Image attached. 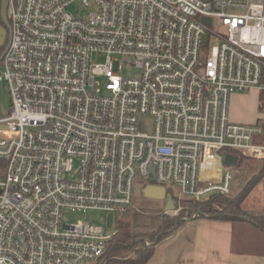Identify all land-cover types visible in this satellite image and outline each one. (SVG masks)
I'll use <instances>...</instances> for the list:
<instances>
[{"label":"built area","instance_id":"obj_1","mask_svg":"<svg viewBox=\"0 0 264 264\" xmlns=\"http://www.w3.org/2000/svg\"><path fill=\"white\" fill-rule=\"evenodd\" d=\"M7 12L0 264H96L113 235L65 212L121 216L153 176L187 198L228 196L244 184L240 153L264 159L263 127L229 113L232 95L264 92V0H8Z\"/></svg>","mask_w":264,"mask_h":264},{"label":"trees","instance_id":"obj_2","mask_svg":"<svg viewBox=\"0 0 264 264\" xmlns=\"http://www.w3.org/2000/svg\"><path fill=\"white\" fill-rule=\"evenodd\" d=\"M1 24H3V20L0 2ZM260 102L259 109L261 111L264 109V92L260 95ZM255 124L261 125L263 132L261 135L255 136L254 142L264 145V117L258 118ZM249 160L251 159L247 155L240 153L238 167L244 169L248 174V182L243 193L250 191L264 175V161H261L258 172H256L257 169H254V166L245 167L244 163ZM6 166L7 162L0 159V178L4 176ZM166 190L167 196L168 192L178 196V188L167 185ZM241 197L242 195L231 198L222 193L211 194L201 199L184 197L171 211L164 206H153L152 199L142 193V196L134 198L133 206L119 216L117 232L108 241L105 256L96 264H145L153 256L156 247L166 238L172 236L177 228L188 220L210 218L231 222L247 221L257 224L264 230V221L258 220L257 213L244 212L241 209Z\"/></svg>","mask_w":264,"mask_h":264},{"label":"crops","instance_id":"obj_3","mask_svg":"<svg viewBox=\"0 0 264 264\" xmlns=\"http://www.w3.org/2000/svg\"><path fill=\"white\" fill-rule=\"evenodd\" d=\"M255 91L249 93L248 99H255ZM243 96L246 95H232L235 101ZM250 110L252 115L246 121L254 125L262 116ZM230 116L232 122L246 123L245 117L234 110ZM145 264H264V230L247 221L188 220L156 247Z\"/></svg>","mask_w":264,"mask_h":264},{"label":"rangeland","instance_id":"obj_4","mask_svg":"<svg viewBox=\"0 0 264 264\" xmlns=\"http://www.w3.org/2000/svg\"><path fill=\"white\" fill-rule=\"evenodd\" d=\"M251 91L247 93L246 92L237 93V94L246 95L243 96L245 98H240V100L238 101H235V99L233 100V97H231L230 99V114L234 110V112H236L237 114L244 116L245 120L243 122H246L245 124L247 125L250 124L247 123L246 119H248L252 115L250 109H252L253 113L257 112V114H259L258 116L264 117V109L261 111L259 109L260 107V103H258V100L260 101L259 93L255 91L256 92L255 99L253 98V100L252 99L250 100L248 98H249V93ZM10 109H11V96H10L9 86L7 81L3 78V70H2V65L0 63V117L8 116ZM261 161H264V159L263 160L251 159L249 161H246L244 164L246 168L248 167V165L254 166V169H257L256 172H258V168L260 166ZM238 169L240 170L239 172L243 173L242 176L244 177V184L237 186V181L242 183V181L238 178L236 180L235 187H233L231 193L228 196L234 198L242 195L241 197L242 200L240 201L241 209L244 210V212L257 213L258 216L256 215V217L258 218V220L264 221V216L262 218V215H264V175L257 181V183H255V185L250 189V191H248L247 193H243L245 185L248 182V174L247 172L244 171V169L240 167H238ZM143 186L144 185L142 181H139L137 183L135 189L136 198L142 196ZM182 198L184 197L180 195V193H178V196H176L175 194L173 195L172 193L168 192V196L166 199H162V200L152 199L151 203L153 204V206H164L166 209L172 211L178 205L179 200H181ZM259 216H261L260 217L261 219L259 218ZM118 218L119 216H117L113 212L92 210V209L86 211L64 213V220L66 222L76 223L78 221H88L91 224L102 226L105 229L107 235H114L117 232Z\"/></svg>","mask_w":264,"mask_h":264},{"label":"water","instance_id":"obj_5","mask_svg":"<svg viewBox=\"0 0 264 264\" xmlns=\"http://www.w3.org/2000/svg\"><path fill=\"white\" fill-rule=\"evenodd\" d=\"M7 10H8V0H2L1 16L3 20V24L0 25V63L5 55V51L7 50L11 39V25L9 22ZM204 20L210 22V19L208 18H205ZM6 129H7L6 126L0 125V130H6ZM225 163L228 165H234L237 163V161L235 159H226ZM155 180L156 178L153 176L150 179V184L144 187L143 189L144 195L150 199H161V200L166 199L167 198L166 187L153 184Z\"/></svg>","mask_w":264,"mask_h":264}]
</instances>
